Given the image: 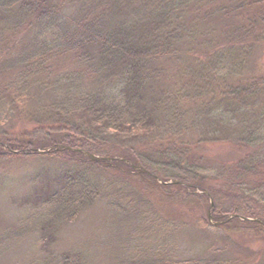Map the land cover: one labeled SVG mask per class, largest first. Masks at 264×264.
<instances>
[{"label":"trees","instance_id":"1","mask_svg":"<svg viewBox=\"0 0 264 264\" xmlns=\"http://www.w3.org/2000/svg\"><path fill=\"white\" fill-rule=\"evenodd\" d=\"M0 30L2 47L11 40L15 48L0 63V107L7 109L5 115L25 112L22 101L36 94L54 96L34 111L37 127L43 128L26 141L5 144L8 148L33 151L44 147L43 140L49 144L45 137L52 132L64 146L99 155L94 149L105 144L132 146L166 131L175 136L169 139L171 144L176 141L174 158L160 147L159 161L168 165L163 171L176 174L168 180L183 184L172 188L193 193L192 174L200 176L203 169L204 175L215 171L217 176L245 177L264 171V78L246 79L242 72L264 47V0H0ZM214 103L221 104V116L234 120L236 114L239 120L235 126L217 127L215 136L223 138L226 132L232 143L250 152L231 169L206 168L194 160L189 147L179 146L181 137L189 138L183 134L216 121L220 109H213ZM138 161L143 165L144 160ZM99 167L88 162L86 172ZM60 184L40 204L48 209L34 213L35 220L25 228L24 234L36 239L29 264H94L85 246L55 257L47 253L57 229L95 202L106 187L79 172L65 174ZM226 187L228 192L220 193L226 206L233 205L231 198L264 194L258 188L248 191L245 183ZM114 201L106 206L123 216L125 211H118L120 204ZM226 208L221 213L232 214L233 208ZM156 227L159 239L151 248L166 250L168 256L177 229L172 224ZM166 228L169 234L164 236ZM119 243L114 248L118 264H182L169 258L127 262L126 242L120 237Z\"/></svg>","mask_w":264,"mask_h":264},{"label":"rangeland","instance_id":"2","mask_svg":"<svg viewBox=\"0 0 264 264\" xmlns=\"http://www.w3.org/2000/svg\"><path fill=\"white\" fill-rule=\"evenodd\" d=\"M228 29L229 27L225 28L226 31ZM8 36L11 37V34ZM0 42L1 63L15 48L11 40L7 43L8 47H2L4 42L1 39ZM242 72L246 79L264 78V47L249 58ZM52 98L54 99L52 93L44 92L42 95H34L32 99L23 100L22 104L26 108L20 115H5L7 109L0 107V264L30 263L36 239L31 240L28 233L27 236L24 234L27 224L35 220L34 213L42 208L48 209V206L40 204L59 189L61 177L65 174L75 175L77 172L100 179L106 191L92 204L84 205L76 218L57 229L54 243L47 253L49 256L70 254L85 246L91 250L88 257L91 258L90 261L94 260V264H118L114 248L121 244L119 239L122 237L126 242L127 262L169 258L182 264H194L201 260L210 264H264V194L256 197L255 194L253 196L247 193L239 201L231 198L234 202L231 206H226L220 195L228 192L226 184L230 183L236 186L245 183L248 191L258 188L264 192L263 169L257 173L249 172L250 176L246 177L234 173L217 176L215 171L204 175V169L200 170V176L192 174V193L190 190L184 192L170 186L159 187L156 183V178H160L158 175L165 180L176 177V174L163 171V168L169 170L168 165L159 161L160 147L174 158L171 148L175 147L176 141L171 144L169 139L175 136L166 131L156 132L157 135L136 145L123 147L113 143L105 144L107 146L100 147L99 151L94 149L95 152H100L99 155L116 160L106 164L99 163L101 167L90 173L86 172V164L90 161L74 152L64 150L41 155L32 153L36 150L48 151L60 145L57 135L52 132H49V137H45L49 144L43 140L44 147H36L33 151L23 146L20 147L24 149L2 147L1 144L16 140L26 141L34 135L35 129L43 128L40 125L37 127L38 119L34 111ZM217 106L214 103L213 109ZM218 107V123L213 121L211 127L206 124L194 133L183 134L189 138L181 137L178 145L189 147L194 160L199 161L202 166L209 169L219 166L225 170L234 168L250 152L232 143L226 132L223 133V138L217 134L219 137L214 139L217 137V127L235 126L239 122L236 114L233 116L234 120L221 116L220 103ZM138 160H144L143 165ZM138 170L149 173L132 174V171ZM181 175L187 178L184 174ZM229 176L235 179L230 180ZM157 187L159 190L155 189ZM114 194L117 198H114ZM112 199L119 202L118 211H125L123 216L110 210L111 206H106ZM210 200L213 201L212 208ZM226 207L233 208L232 214L221 213V209H227ZM238 209L247 215L248 220H227L235 216ZM209 214L211 223L222 221L226 222L225 225L213 226L208 221ZM113 224L116 226L111 229ZM159 224H172L177 229L168 247V256L165 255L166 250L154 251L151 248V243L159 239L156 227ZM146 227L149 229L147 232ZM169 229L166 228L163 232L164 236L169 234ZM17 231H22L23 234L16 235ZM7 234H11L8 239ZM134 243L138 244L137 247ZM132 246L135 249L129 250ZM119 251L120 249L118 253Z\"/></svg>","mask_w":264,"mask_h":264},{"label":"water","instance_id":"3","mask_svg":"<svg viewBox=\"0 0 264 264\" xmlns=\"http://www.w3.org/2000/svg\"><path fill=\"white\" fill-rule=\"evenodd\" d=\"M59 150H60V148L56 149L55 151H59ZM52 151H54V148H51L48 151H40V150H37L36 153H38V154H45V153H51ZM78 152L85 154L88 158H90L93 161H105L104 158L95 157V156H93V155H91V154H89L87 152L82 151V150H78ZM212 207H213V204L211 203V208ZM233 217H236V216H231L228 220L232 219ZM209 219H211L210 214H209ZM215 225H220V223H217Z\"/></svg>","mask_w":264,"mask_h":264},{"label":"bare ground","instance_id":"4","mask_svg":"<svg viewBox=\"0 0 264 264\" xmlns=\"http://www.w3.org/2000/svg\"><path fill=\"white\" fill-rule=\"evenodd\" d=\"M236 217H239V215L235 214Z\"/></svg>","mask_w":264,"mask_h":264}]
</instances>
